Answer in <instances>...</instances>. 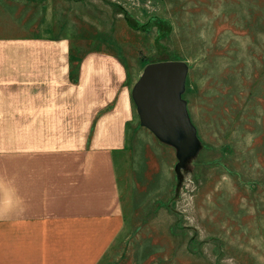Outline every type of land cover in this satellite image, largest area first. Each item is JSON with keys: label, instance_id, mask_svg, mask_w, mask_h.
<instances>
[{"label": "rangeland", "instance_id": "obj_1", "mask_svg": "<svg viewBox=\"0 0 264 264\" xmlns=\"http://www.w3.org/2000/svg\"><path fill=\"white\" fill-rule=\"evenodd\" d=\"M19 36L115 54L130 91L148 63L186 67L196 150L176 168L131 99L122 214L73 235L74 264H264V0H0V37Z\"/></svg>", "mask_w": 264, "mask_h": 264}, {"label": "crops", "instance_id": "obj_2", "mask_svg": "<svg viewBox=\"0 0 264 264\" xmlns=\"http://www.w3.org/2000/svg\"><path fill=\"white\" fill-rule=\"evenodd\" d=\"M130 92L115 54L0 37V264H74L73 235L120 218Z\"/></svg>", "mask_w": 264, "mask_h": 264}, {"label": "water", "instance_id": "obj_3", "mask_svg": "<svg viewBox=\"0 0 264 264\" xmlns=\"http://www.w3.org/2000/svg\"><path fill=\"white\" fill-rule=\"evenodd\" d=\"M185 71V65L176 60L148 63L130 92L140 124L158 140L175 148L176 168L198 146L185 102L180 97Z\"/></svg>", "mask_w": 264, "mask_h": 264}]
</instances>
